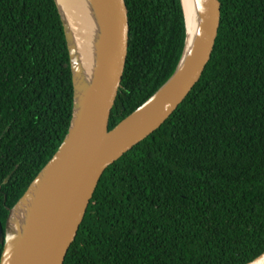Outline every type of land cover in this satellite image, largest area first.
Instances as JSON below:
<instances>
[{"label":"trees","instance_id":"1","mask_svg":"<svg viewBox=\"0 0 264 264\" xmlns=\"http://www.w3.org/2000/svg\"><path fill=\"white\" fill-rule=\"evenodd\" d=\"M123 1L108 130L171 75L184 44L179 0ZM218 3L198 81L103 170L62 264H247L264 252V0ZM71 102L53 0H0L1 229L65 135Z\"/></svg>","mask_w":264,"mask_h":264},{"label":"water","instance_id":"2","mask_svg":"<svg viewBox=\"0 0 264 264\" xmlns=\"http://www.w3.org/2000/svg\"><path fill=\"white\" fill-rule=\"evenodd\" d=\"M70 68L72 102L67 131L55 152L8 210L0 227V264H62L103 170L161 126L198 81L219 24L218 0H194L197 26L171 75L111 129L107 121L120 83L127 48L123 0H90L96 19L95 62L83 81L72 37L56 0ZM93 39V38H92ZM79 94V95H78ZM78 95V96H77ZM8 177L3 182H6ZM30 202L19 234L8 230L10 213ZM247 264H264V252Z\"/></svg>","mask_w":264,"mask_h":264},{"label":"bare ground","instance_id":"3","mask_svg":"<svg viewBox=\"0 0 264 264\" xmlns=\"http://www.w3.org/2000/svg\"><path fill=\"white\" fill-rule=\"evenodd\" d=\"M63 22L72 37L75 64L79 67L84 82H88L95 62L96 19L90 0H56ZM185 21L186 44L191 42L197 26V12L194 0H181ZM93 38V39H92ZM79 95V94H78ZM77 95V96H78ZM30 202L26 199L10 213L8 230L19 234Z\"/></svg>","mask_w":264,"mask_h":264}]
</instances>
